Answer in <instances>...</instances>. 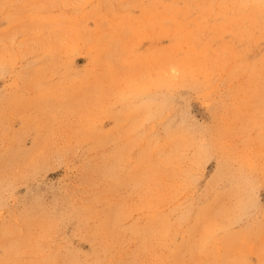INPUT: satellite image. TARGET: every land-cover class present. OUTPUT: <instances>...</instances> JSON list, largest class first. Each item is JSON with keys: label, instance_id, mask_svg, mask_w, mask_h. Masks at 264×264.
<instances>
[{"label": "rangeland", "instance_id": "1", "mask_svg": "<svg viewBox=\"0 0 264 264\" xmlns=\"http://www.w3.org/2000/svg\"><path fill=\"white\" fill-rule=\"evenodd\" d=\"M0 264H264V0H0Z\"/></svg>", "mask_w": 264, "mask_h": 264}]
</instances>
